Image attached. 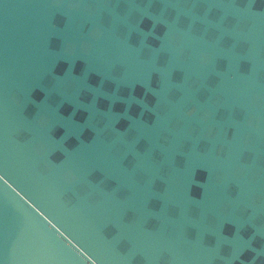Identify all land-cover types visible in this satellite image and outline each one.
<instances>
[{"label": "water", "instance_id": "obj_1", "mask_svg": "<svg viewBox=\"0 0 264 264\" xmlns=\"http://www.w3.org/2000/svg\"><path fill=\"white\" fill-rule=\"evenodd\" d=\"M0 264H264V0H0Z\"/></svg>", "mask_w": 264, "mask_h": 264}]
</instances>
